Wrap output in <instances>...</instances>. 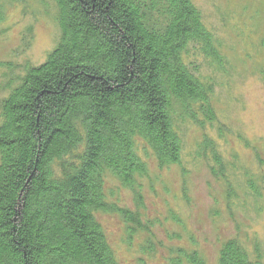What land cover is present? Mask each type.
I'll list each match as a JSON object with an SVG mask.
<instances>
[{"label": "trees", "instance_id": "obj_1", "mask_svg": "<svg viewBox=\"0 0 264 264\" xmlns=\"http://www.w3.org/2000/svg\"><path fill=\"white\" fill-rule=\"evenodd\" d=\"M48 2L55 45L0 99V264H122L96 214L118 212L130 232L141 224L108 202L107 179L134 190L147 175L137 139L159 167L179 164L180 122L204 130L218 121L215 83L200 63L222 56L192 0ZM199 149L225 179L230 165L215 141L204 134ZM166 264L207 262L176 248ZM214 264L262 261L257 246L232 237Z\"/></svg>", "mask_w": 264, "mask_h": 264}, {"label": "rangeland", "instance_id": "obj_2", "mask_svg": "<svg viewBox=\"0 0 264 264\" xmlns=\"http://www.w3.org/2000/svg\"><path fill=\"white\" fill-rule=\"evenodd\" d=\"M192 1L222 56L221 65L212 61L207 68L202 57L200 63L215 83L212 102L218 121L204 130L180 122L179 164L159 167L137 139L147 175L137 178L134 190L110 177L106 194L109 203L136 214L141 226L130 232L116 211L98 212L96 218L122 264H166L176 248L196 251L214 264L221 244L232 237L249 251L257 246L264 264V0ZM0 7L5 13L1 25L7 28L0 62L10 63L0 68L1 99L20 83L26 64L44 60L58 27L48 0H0ZM220 124L223 140L218 139ZM204 134L230 165L225 179L212 174L199 149Z\"/></svg>", "mask_w": 264, "mask_h": 264}]
</instances>
